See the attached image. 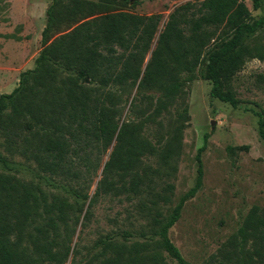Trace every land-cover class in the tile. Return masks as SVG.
<instances>
[{
  "label": "trees",
  "instance_id": "1",
  "mask_svg": "<svg viewBox=\"0 0 264 264\" xmlns=\"http://www.w3.org/2000/svg\"><path fill=\"white\" fill-rule=\"evenodd\" d=\"M127 3L52 0L34 67L20 73L19 84L10 93L0 94V264H65L70 255V264H172L163 252L175 264H190L168 232L185 202L202 187L201 154L207 134L196 153V182L168 214L157 204L171 201L174 185L166 183L163 192H149L156 209L149 235L141 231L143 240L131 244L102 238L92 249L97 250H88L85 256L77 246L71 247L70 221L77 223L75 213L82 210L88 195L77 190L75 197L82 198V203L71 202L15 173L18 162L14 156L19 155L43 173L70 174L76 158L91 166L82 155L87 147L107 149L113 140L95 197L111 188L136 193L141 185L151 187L150 175L158 169L141 166L147 156L157 155L175 171L172 161L179 153L181 129L157 147L143 136V122L119 124L113 86L139 80L140 86L165 88L171 95L181 83L175 79L167 85L168 78L181 70L189 72L187 79L192 80L203 64L199 73L211 82L210 96L238 106L232 79L249 58L260 55L252 40L264 28V14L255 18L245 0L181 4L169 14L142 74V62L158 32L161 14L132 13L122 8ZM254 7H259L257 1ZM253 111L264 143V109ZM246 148L229 146L231 150ZM114 174L131 175L129 185L124 182L116 187ZM215 258L219 264H264V206L251 207Z\"/></svg>",
  "mask_w": 264,
  "mask_h": 264
},
{
  "label": "rangeland",
  "instance_id": "2",
  "mask_svg": "<svg viewBox=\"0 0 264 264\" xmlns=\"http://www.w3.org/2000/svg\"><path fill=\"white\" fill-rule=\"evenodd\" d=\"M200 1L128 0L122 7L141 15L161 14L158 32L142 62V74L169 14L181 4ZM256 1L258 8L254 7ZM51 2L0 0V94L10 93L18 86L20 73L34 67L42 48V31ZM245 2L255 18L264 14V0ZM252 41L258 46L260 55L249 58L232 79V88L239 99L237 107L210 96L211 82L199 73L203 64L196 68L192 80L187 79L189 72L181 70L168 78L167 85L174 84L175 79L181 83L180 89L171 95H167L168 89L165 88L140 86L139 80L111 88L119 110V124L129 120L143 122V136L155 146L162 147L178 128L181 129L179 153L172 161L175 171L157 155L142 159L141 166L158 169L150 175V189L145 184L136 193L111 188L94 196L115 140L107 149L95 145L87 147L86 152L81 153L90 160L91 166L86 160L76 158L70 174L43 173L32 161L14 156L18 162L15 173L40 184L47 193L81 203L83 199H77L75 192L78 190L88 195L82 210L75 213L77 223L70 221L73 228L71 247L77 246L85 256L102 238L126 244L143 240L140 232L146 231L149 235L156 212L149 192H163L166 183L174 185L171 201L165 204L159 201L157 204L163 214H168L180 196L196 182V153L207 134L206 148L201 154L202 187L185 202L180 218L168 234L190 264H219L215 258L218 248L238 230L253 205L264 206V143L253 111L264 109V28ZM163 102L165 107H161ZM156 108H159L158 113ZM229 146L247 148L231 150ZM130 176L114 174L112 180L116 187L124 182L128 186ZM124 232L127 237L123 236ZM163 255L168 262L175 264L166 253ZM71 258L72 255L65 264H70Z\"/></svg>",
  "mask_w": 264,
  "mask_h": 264
}]
</instances>
